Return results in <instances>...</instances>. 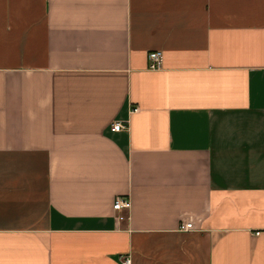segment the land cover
<instances>
[{
    "label": "crops",
    "instance_id": "0c3cea01",
    "mask_svg": "<svg viewBox=\"0 0 264 264\" xmlns=\"http://www.w3.org/2000/svg\"><path fill=\"white\" fill-rule=\"evenodd\" d=\"M122 254L264 264V0H0V264Z\"/></svg>",
    "mask_w": 264,
    "mask_h": 264
},
{
    "label": "built area",
    "instance_id": "2783aa9c",
    "mask_svg": "<svg viewBox=\"0 0 264 264\" xmlns=\"http://www.w3.org/2000/svg\"><path fill=\"white\" fill-rule=\"evenodd\" d=\"M146 67L148 69H158L161 65V50L160 49H148L146 51ZM137 109V106H133L130 108V111H134ZM124 127V123L121 120H113L110 123V129L111 130H121ZM129 198L126 195H115L112 202H111V208L116 211V215L118 218H122V211L127 210L129 208ZM178 229L180 230H188L190 229L191 222L190 221H180L177 225ZM257 233V231H255ZM120 263L121 264H129V256L128 254H122L120 255Z\"/></svg>",
    "mask_w": 264,
    "mask_h": 264
}]
</instances>
